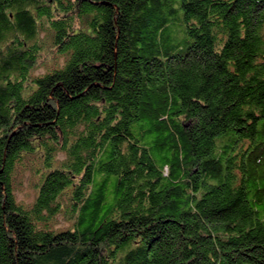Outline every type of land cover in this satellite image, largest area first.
<instances>
[{
    "label": "trees",
    "instance_id": "obj_1",
    "mask_svg": "<svg viewBox=\"0 0 264 264\" xmlns=\"http://www.w3.org/2000/svg\"><path fill=\"white\" fill-rule=\"evenodd\" d=\"M0 264H264V0H0Z\"/></svg>",
    "mask_w": 264,
    "mask_h": 264
},
{
    "label": "rangeland",
    "instance_id": "obj_2",
    "mask_svg": "<svg viewBox=\"0 0 264 264\" xmlns=\"http://www.w3.org/2000/svg\"><path fill=\"white\" fill-rule=\"evenodd\" d=\"M64 62V57L58 54L53 46L47 45L41 52L39 61L32 73L34 75L43 74L52 70L55 66L61 65ZM64 158V153H59L58 160ZM31 162V163H30ZM32 166V167H31ZM34 163L28 158L22 164L17 166L14 174V190L17 201L30 205L38 192V183L40 180L39 174L35 171ZM60 225L65 227L67 221L63 215H59Z\"/></svg>",
    "mask_w": 264,
    "mask_h": 264
}]
</instances>
